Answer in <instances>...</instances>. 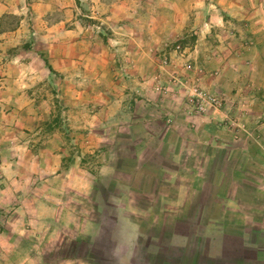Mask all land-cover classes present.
Returning <instances> with one entry per match:
<instances>
[{
	"label": "rangeland",
	"instance_id": "rangeland-1",
	"mask_svg": "<svg viewBox=\"0 0 264 264\" xmlns=\"http://www.w3.org/2000/svg\"><path fill=\"white\" fill-rule=\"evenodd\" d=\"M74 207L264 252V0H0V264H98Z\"/></svg>",
	"mask_w": 264,
	"mask_h": 264
},
{
	"label": "crops",
	"instance_id": "crops-1",
	"mask_svg": "<svg viewBox=\"0 0 264 264\" xmlns=\"http://www.w3.org/2000/svg\"><path fill=\"white\" fill-rule=\"evenodd\" d=\"M160 149L161 147L159 146L156 150ZM139 156L140 154L138 158ZM63 176L67 175H65L64 172L58 175L59 178ZM72 177L73 175L71 178ZM180 180L182 181L183 179ZM168 181L172 182L170 179H168ZM67 185L70 188L76 189V194H82L85 199L90 196L91 191H89L90 189H87V187L85 188L86 185L83 189L70 183ZM181 185H183V182ZM168 187L169 189L167 192H163L159 195V197H161L160 199L170 198L169 205L167 208H163V210L171 215L185 211V209L182 210L178 208L180 199L186 196V191L182 192L177 190L174 186ZM66 193H69L68 189ZM153 211L154 210L149 207L144 210H133L131 214L124 212L123 216L119 220H115L113 225H110L107 217H105L99 224L97 220L94 219L92 221L89 220L86 225L81 226L77 224L76 221L79 218L75 215V213H80V207H74L72 208V221H70V223L73 222V224H70L68 227H62L64 232L67 230L68 233H70L71 231L70 235L72 237L63 238V240H60L57 244L63 247H76L80 242H84V245L88 246V255L93 256L95 253L94 256H99L97 260L98 264H204V253H206V256L210 255L211 257H214L216 253H218L215 257L219 256L222 250L224 232L221 237L222 241L218 243L217 250H213L212 253L210 249L212 245L211 240L208 239V242H210L207 243V248L205 250L202 242L204 230H209V225L204 226V223H199L194 227L192 221L185 222L183 226L186 232L182 233L177 229L178 225L181 224L177 223L178 221L175 220V216H169L168 219H165V221L161 223L162 225L160 222L156 224H147V222L144 221L141 223L134 217V214H147ZM45 218L44 212L41 213L40 219L42 222L39 225L33 224L32 229L39 231L38 229L40 226L43 232L47 223L45 221H48ZM64 220L68 222V219L65 217L62 218V222L65 223ZM135 225L138 226L139 229V242L135 247H132V242L129 238L133 234ZM156 226L161 227L158 229ZM192 237H197L201 240L194 243ZM190 240L192 242H190ZM129 251L132 253L130 258ZM59 260L80 262V256L74 252L71 257L65 255L60 256ZM89 261H93L92 258L89 259ZM94 261L96 260L94 259ZM243 262L244 264H264V252H261V255H259L257 245H252L245 250V259ZM90 263L91 262H88V264Z\"/></svg>",
	"mask_w": 264,
	"mask_h": 264
},
{
	"label": "trees",
	"instance_id": "trees-1",
	"mask_svg": "<svg viewBox=\"0 0 264 264\" xmlns=\"http://www.w3.org/2000/svg\"><path fill=\"white\" fill-rule=\"evenodd\" d=\"M28 49L30 50L31 46H28ZM41 57L48 69L53 72L49 61L44 55H41ZM251 246L250 243L240 240L239 237L236 238L233 232L230 233L229 230H227L224 234L222 250L219 253V256L213 258L210 255L206 256V253H204V264H206V262H209L210 264H244L245 250Z\"/></svg>",
	"mask_w": 264,
	"mask_h": 264
},
{
	"label": "clouds",
	"instance_id": "clouds-1",
	"mask_svg": "<svg viewBox=\"0 0 264 264\" xmlns=\"http://www.w3.org/2000/svg\"><path fill=\"white\" fill-rule=\"evenodd\" d=\"M110 202L119 204L117 199L115 197H109ZM130 241L132 242V247H135V245L139 242V229L138 226H134L133 234L130 236ZM132 253L129 251V258L131 257Z\"/></svg>",
	"mask_w": 264,
	"mask_h": 264
},
{
	"label": "built area",
	"instance_id": "built-area-1",
	"mask_svg": "<svg viewBox=\"0 0 264 264\" xmlns=\"http://www.w3.org/2000/svg\"><path fill=\"white\" fill-rule=\"evenodd\" d=\"M204 106V102H201L200 109H202Z\"/></svg>",
	"mask_w": 264,
	"mask_h": 264
}]
</instances>
